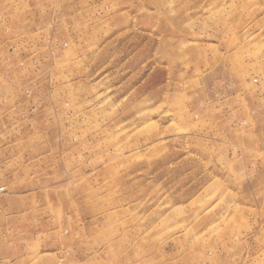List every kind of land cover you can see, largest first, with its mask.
I'll return each mask as SVG.
<instances>
[{
    "label": "rangeland",
    "instance_id": "374dc122",
    "mask_svg": "<svg viewBox=\"0 0 264 264\" xmlns=\"http://www.w3.org/2000/svg\"><path fill=\"white\" fill-rule=\"evenodd\" d=\"M0 264H264V0H0Z\"/></svg>",
    "mask_w": 264,
    "mask_h": 264
}]
</instances>
